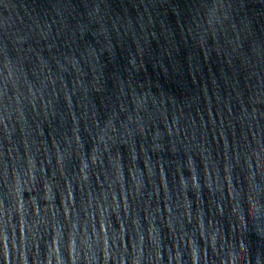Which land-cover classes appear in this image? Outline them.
<instances>
[{
    "label": "water",
    "instance_id": "water-1",
    "mask_svg": "<svg viewBox=\"0 0 264 264\" xmlns=\"http://www.w3.org/2000/svg\"><path fill=\"white\" fill-rule=\"evenodd\" d=\"M0 264H264V0H0Z\"/></svg>",
    "mask_w": 264,
    "mask_h": 264
}]
</instances>
